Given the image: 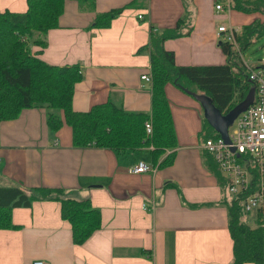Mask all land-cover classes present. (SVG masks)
<instances>
[{"label": "crops", "instance_id": "0c3cea01", "mask_svg": "<svg viewBox=\"0 0 264 264\" xmlns=\"http://www.w3.org/2000/svg\"><path fill=\"white\" fill-rule=\"evenodd\" d=\"M225 1L64 0L58 25L43 36L46 45L30 44L31 51H39L37 56L49 64H78L81 78L74 85L73 109L86 111L112 100L127 111L148 112L150 85L141 75L150 74V61L148 52L139 49L147 44L150 28L173 27L184 16L181 31H189L163 42L175 63L223 64L217 26L239 31L255 18L264 19L260 12L215 9ZM127 4L108 26L90 27L96 14ZM0 8L22 12L26 0H0ZM164 91L177 142L168 165L154 164L144 149L126 155L74 147L71 128L64 123L50 131L42 107L23 109L16 118L0 122V186L60 187L64 197L87 198L101 214V227L84 243L74 244L59 201L33 200L28 207H14L11 219L19 227L0 229V264L36 259L49 264H230L224 202L229 195L205 167L202 107L170 82ZM139 160L155 170L130 173L128 168Z\"/></svg>", "mask_w": 264, "mask_h": 264}, {"label": "trees", "instance_id": "16d2710c", "mask_svg": "<svg viewBox=\"0 0 264 264\" xmlns=\"http://www.w3.org/2000/svg\"><path fill=\"white\" fill-rule=\"evenodd\" d=\"M230 7L242 12L264 15V0H230ZM114 7L96 14L90 27H106L123 8ZM64 0H26L22 12L0 8V122L16 118L23 109L42 107L50 131H57L64 123L71 128L74 147L107 148L127 154L144 149L158 166L173 161L177 145L165 84L170 82L181 90L207 95L223 114L242 101L253 83L248 79L244 51L264 36V19H253L235 33V42L219 40L225 63L212 65H179L173 51L163 42L186 34L181 31L184 16L175 26L160 31L150 28L149 40L139 51L149 55L150 110L127 111L112 100L92 105L86 111L73 109L74 85L81 78L78 64L53 65L32 53L30 44L46 45L44 35L58 25ZM151 120L152 131L146 133L144 123ZM202 138L218 133L202 117ZM205 167L217 178L221 189L223 177L210 152L203 149ZM60 187L37 186L23 189L0 186V229L18 228L11 219L14 207H28L33 200L51 199L60 202V216L71 226L74 244H82L101 227V214L89 199L64 197ZM228 231L232 240L230 264H264V210L254 212L250 225L238 201L226 198Z\"/></svg>", "mask_w": 264, "mask_h": 264}, {"label": "built area", "instance_id": "2783aa9c", "mask_svg": "<svg viewBox=\"0 0 264 264\" xmlns=\"http://www.w3.org/2000/svg\"><path fill=\"white\" fill-rule=\"evenodd\" d=\"M225 2V5L216 3L215 9L222 12L231 8L230 0ZM236 32L237 27L232 25L217 26V36L225 41L234 43ZM246 65L248 79L254 87L252 103L228 126V141L218 134L205 139L202 147L212 154L227 180L229 198L236 199L245 211L252 212L264 204V55L255 66ZM141 78L149 82L150 74L144 73ZM144 126L146 133L150 134L151 120L145 121ZM155 168L154 165L139 160L128 171L142 173L154 171ZM31 264L49 263L36 259Z\"/></svg>", "mask_w": 264, "mask_h": 264}, {"label": "water", "instance_id": "95a60500", "mask_svg": "<svg viewBox=\"0 0 264 264\" xmlns=\"http://www.w3.org/2000/svg\"><path fill=\"white\" fill-rule=\"evenodd\" d=\"M197 101H199L202 110L203 117L208 124L217 132L224 140L228 141L227 128L235 119V117L242 111H244L253 101L254 87H252L244 99L234 105L227 113H221L212 103L211 99L204 94L194 93L186 90Z\"/></svg>", "mask_w": 264, "mask_h": 264}, {"label": "rangeland", "instance_id": "374dc122", "mask_svg": "<svg viewBox=\"0 0 264 264\" xmlns=\"http://www.w3.org/2000/svg\"><path fill=\"white\" fill-rule=\"evenodd\" d=\"M221 2H224V0H220ZM244 55L246 58V61L253 66L254 61H256V59L261 56L264 55V36L261 37L260 39H258L256 42H254L253 44H251L245 51H244ZM139 153V152H137ZM143 153V152H142ZM135 154V153H134ZM126 155H131V153H127ZM142 155V154H140ZM145 155V154H143ZM142 155V156H143ZM145 159H147V157H145ZM245 218L248 219V223L250 225L254 224V214L253 212L248 213L245 215Z\"/></svg>", "mask_w": 264, "mask_h": 264}]
</instances>
